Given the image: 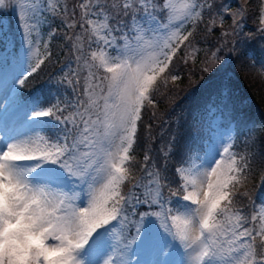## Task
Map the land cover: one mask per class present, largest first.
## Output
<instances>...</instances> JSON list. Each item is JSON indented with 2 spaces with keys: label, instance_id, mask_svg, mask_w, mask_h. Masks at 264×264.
<instances>
[{
  "label": "snow or ice",
  "instance_id": "1",
  "mask_svg": "<svg viewBox=\"0 0 264 264\" xmlns=\"http://www.w3.org/2000/svg\"><path fill=\"white\" fill-rule=\"evenodd\" d=\"M250 3L243 0L233 11L216 0H76L71 8L60 0H0V42L3 14L19 8L17 26L27 56L5 97L24 131L0 124V264H134V245L158 256L180 250L178 260L151 264H264V203L251 213L236 207L248 195L236 189L251 168L249 155L233 151L241 143L239 122L235 138L220 147L214 141L204 146L206 166H190L200 147L195 136H173L161 150L159 166L146 152L139 177L130 167L145 106L156 107L157 78L168 73L173 82L181 79L173 62L192 45L200 25L207 36L217 18L221 25L232 20L230 31L221 33L223 44L211 53L214 60L223 47L247 58L236 48L241 35L264 51V0L255 33H243ZM49 18L60 20L65 40L72 42L71 71L61 83L70 85L76 98L62 102L57 95L45 107L40 98L25 100L22 89L51 58L49 42L59 29L49 26L44 51L39 48L41 25ZM151 129L146 125V139ZM257 137H264V125L249 131L245 148ZM173 156L176 179L169 182L164 173ZM55 169L86 186L83 198L53 177ZM172 197L175 209L166 207Z\"/></svg>",
  "mask_w": 264,
  "mask_h": 264
},
{
  "label": "trees",
  "instance_id": "2",
  "mask_svg": "<svg viewBox=\"0 0 264 264\" xmlns=\"http://www.w3.org/2000/svg\"><path fill=\"white\" fill-rule=\"evenodd\" d=\"M216 2L218 4L222 2L235 11L243 0H216ZM260 2L261 0H251L248 17L243 25L244 34L255 33L258 27L256 12ZM60 3H67L71 8L76 0H60ZM12 13L13 11L10 10L9 14L8 10L4 25L11 40L9 59L15 62L21 58L24 47H22L17 19L11 16ZM47 22V30L49 26L59 29L49 42L51 58L28 78L22 89V97L25 100L30 102L34 98H40L45 107L48 101L57 95L62 102H74L76 98L72 87L66 82L61 83L71 71L68 65L74 59L71 51L72 42L65 40V30L58 18H49ZM216 24L211 35L207 36L204 25H200L192 45L182 48L178 53V58L173 63L181 79L173 82L168 73L162 74L157 79L158 91L153 94L156 107L152 108L147 104L145 106L138 140L134 146V160L130 167L133 176L139 177L141 175L140 166L144 163L146 152L152 158L150 163L155 162L159 166L163 159L161 150L169 144L173 136L177 140L182 137L188 139L190 136H195L197 138L195 142L199 145L203 132V124L199 122V118L220 104L228 122L234 129V138L237 136V122L240 123L239 140L241 143H238L233 151L247 154L251 160V168L246 178L236 189L238 193L248 194L241 196L236 207L244 206V210L251 213L253 206L258 210L264 203V137H257L256 143L248 148H245L243 141L250 130L254 133L259 132L261 126L264 125V73L260 71L261 63H264V51L261 50L259 42H245L244 35H241L237 38L236 48L239 51H246L247 58L237 57L235 53L229 55L230 47H223L220 59L214 60L211 53L223 44L221 33L225 30L230 31L232 20L225 18L221 25L217 18ZM75 31L80 34L81 30L77 28ZM68 34L71 35V31ZM228 39L231 40L230 37ZM0 45H2L0 49L3 48L4 41L0 42ZM84 46L87 47L86 41ZM184 57L188 58L187 64L183 63ZM223 57L226 61L222 69L221 58ZM204 67H209L212 71L203 72L201 69ZM86 71L87 69L83 68L81 75L86 74ZM152 112L156 113L155 117L152 116ZM194 122L197 123V127L191 126ZM50 124L53 129L55 122ZM148 124L152 125L150 139L145 138V127ZM177 159L173 156L167 161V171L164 175L169 182L176 179L173 175V168L177 164ZM55 171L57 173H53V177L56 180H68L69 176L66 173L64 174L59 169ZM128 187L130 185L126 182L125 190ZM176 187V183H171L173 190ZM163 195L165 199L169 197L167 187L163 189ZM171 201L172 203L166 207L175 209L177 197H172Z\"/></svg>",
  "mask_w": 264,
  "mask_h": 264
},
{
  "label": "rangeland",
  "instance_id": "3",
  "mask_svg": "<svg viewBox=\"0 0 264 264\" xmlns=\"http://www.w3.org/2000/svg\"><path fill=\"white\" fill-rule=\"evenodd\" d=\"M7 14H8V10L5 11V13L3 14L4 24L6 22ZM9 14H10V9H9ZM18 14H19V8H17L16 11H13L11 16L18 19ZM47 25H48V22L43 23L41 25V36H40V45H39L41 52L44 51L43 42L49 39ZM3 41L5 43V46L0 49V124L7 123L9 126L17 127L18 131L23 132L24 129L19 128V118L16 115L17 110L12 106V104L8 100L5 99V97L10 96L9 89L11 88L12 77L19 75L21 72L25 70L27 66V56L25 55V49H24V51L22 52L21 58L18 61H15V62L10 61L9 51L11 49V40L8 37L6 29H5V36L2 39V42ZM1 46L2 45H0V47ZM225 61H226L225 57L221 58V68L222 69H223V65ZM160 76H158V78ZM199 122L203 124V132L200 138L199 150L192 154V160L190 161V166L192 167H199L201 164H205L206 166L207 158L204 155V146L214 141L216 144V147H220L221 141L226 143L228 141V138L230 136L233 137L234 135V130L231 127L230 123L228 122V118L223 112L220 104H217L216 106L211 108L206 114L202 115L199 118ZM228 124L230 125V127ZM49 135H52V131L49 133ZM53 173H57V172L54 170ZM73 180H75V178H73ZM71 184H72V187H69L66 184H63V186L70 191L79 192L81 194V197L83 198L84 192L86 191V186L82 184L81 185L82 188L77 190V189H74V187H76V185L74 184V181H71ZM81 202H83V200ZM162 220L163 218H161V220H158L156 224L154 225V227H159ZM133 253L134 254L131 260L134 262V264L137 260H139L141 264H151V262L163 260L166 258L170 260H173V259L178 260L181 258L180 250L175 251V254L170 257L166 255L158 256L148 249L143 250V252H141L140 254H138V252H136L135 250L133 251ZM152 256H153V260H151Z\"/></svg>",
  "mask_w": 264,
  "mask_h": 264
}]
</instances>
